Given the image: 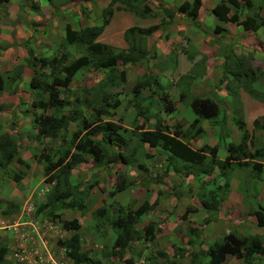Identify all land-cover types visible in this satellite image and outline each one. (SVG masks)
I'll return each mask as SVG.
<instances>
[{
  "label": "rangeland",
  "instance_id": "rangeland-1",
  "mask_svg": "<svg viewBox=\"0 0 264 264\" xmlns=\"http://www.w3.org/2000/svg\"><path fill=\"white\" fill-rule=\"evenodd\" d=\"M144 1L153 9L158 8L155 7L156 2L159 5L161 4L160 0ZM180 1L164 0L163 2L166 7H169L177 5ZM57 2L58 0H50V10L55 8ZM13 4L9 9L12 11L11 13L18 8L17 2H13ZM36 4L40 7L38 13H48L43 7L47 5L46 0H36ZM102 4L103 0H95L96 8L93 10L91 16V22L94 24L98 22L97 17L103 9ZM257 4H259L261 15L264 17V1L257 2ZM28 7L29 3L27 2ZM114 8L113 6L111 22L105 28L102 36L99 37L98 42L122 49L125 47L122 37H120L122 31L132 25L141 27L142 20ZM207 8L205 6L203 9L199 8L200 12L198 11V16L195 20L198 24L196 26L189 21L177 20L176 18L174 22L170 21L168 24L166 21L161 23L159 18L148 20L149 22L144 23L147 26L157 24L160 26L159 30H162L161 32H155V35L153 34L154 37L153 35L148 37L145 43L146 49H149V56L153 54L154 57L133 66L128 64L121 66L118 63V68L125 70V81L122 85L109 89V92L111 95L115 94L117 96L119 106L116 110L108 109V114L102 117V119H109L114 123L120 124L122 127L131 129L141 126L140 128L144 130H152L156 124L160 128L166 126L169 130H172L173 127L177 126L184 131V134L187 135L191 132L193 135V129L187 128V126L194 116L185 102L191 98H206L217 103L219 116L210 122L211 124L207 121L197 124L196 127H200L202 135H194L193 140H189L188 145L193 149L199 148L202 144L216 147L217 159L222 162L226 156V144L231 141L237 144L240 141V132L236 128L237 118L242 120L244 130L247 133V149L252 147L264 150V132L254 130L252 125V121L260 117L264 112V101H258L256 98L247 95L244 88L247 89L245 85L248 82L249 76L246 72H243L239 78V84L233 89L238 100L233 101L225 87V85L230 86L232 80L229 81L227 75H223L221 71L223 62L226 65L229 64L232 72L237 71V73H240V67L242 68L241 70L244 69L245 71L244 65L248 60L249 64L253 62L255 66L259 67H251L250 65L256 77L262 78L263 73L261 75V72L264 69V27H260L256 33L250 32L252 35L244 37L239 35V33L242 34L244 31L238 26L233 25L232 22L224 25L226 32H219L220 30L214 31L215 22H213L212 14L207 13ZM30 14L29 17L36 15L33 7L30 10ZM48 21L46 29L54 30V34L51 32L47 34L48 38H51L53 41L58 36L59 29H56L54 25L52 26L50 20ZM57 22L64 23L63 20L56 21V24H58ZM188 23L190 26H188ZM20 28L25 34L28 27ZM236 29H238L239 33ZM245 39V43L248 45L242 44ZM57 42L58 40H55L53 44L55 45ZM231 42L233 45H231ZM48 43L49 41H47ZM220 43H228L229 46L222 47ZM41 44L43 42L40 43V46ZM54 45L45 46L46 50L43 52L46 53L48 51L49 54L43 55H52L54 49L50 52L49 50L50 48H54ZM217 50L220 56L216 55ZM255 53L260 56L259 62L255 59ZM37 54L41 53L38 52ZM223 57H225V60ZM237 58H241L243 63L240 62L238 64ZM2 65L0 64V69L4 70L5 66L3 68ZM3 73L5 74V72ZM45 73H48V69H45ZM102 76L101 72L93 70L79 72L75 75L69 89L80 90L82 87L89 88ZM138 80H148V87L141 89L135 98H131L130 90ZM10 82H12L11 78L5 79L3 91L0 92L7 94L8 97ZM26 84L25 87L23 86L25 89L28 88ZM21 87L19 88L21 89ZM178 91H181L183 94L181 100H177ZM255 91L261 93L264 91V87H258ZM164 93L169 98L167 101L172 108L168 113L163 112L162 107L157 103V97L163 98L161 95ZM23 94V98L27 101L23 102L19 99L21 102L19 108L21 109L24 105L22 110L27 107V103H29V98L31 97V94L26 90H23ZM59 94L61 97H64L66 93L60 91ZM68 95H70V92H68ZM184 97L186 98L184 99ZM134 104H140V107L148 104L149 113L147 119L135 116L137 111L133 108ZM66 111V109H63L62 113H66ZM12 113H16L15 110ZM48 113L50 114V111ZM14 116L23 119L19 114L18 117L17 114ZM1 122L2 117L0 116V125ZM20 128L23 133L29 136L25 140H21L22 134L20 135L17 153L20 156V160L22 158L27 160L25 162L28 164V168L24 169L21 165L16 164V162L14 163L15 174L20 171L24 172V175L17 184L10 181V175L7 174V171L13 172L11 167H8L5 173L0 174V246H5L4 248L6 249L4 261L0 264H27L26 258L29 259L30 254L34 251L40 254L41 257H46L47 254H50L53 256V259L56 260L57 258L58 261L64 264H73L65 256V250L61 245L71 234V231H67L61 226V222L71 219H75L79 224L77 232L80 238L81 250L88 257L100 258L101 264H125L123 260H130V264H169V256L175 252L173 251L174 248H181L184 251L192 249V247L187 246L186 240L189 237L185 233L186 226L189 224L190 226L197 227L196 224L201 223L204 215L208 218L213 217V213L211 212L202 213L200 205L198 208L195 207L198 206V203L194 196L196 188L193 185L194 177H186L184 179L185 184L182 186L181 183L179 184V179L184 178L181 177L182 175L168 174L163 176L162 170H164V164L167 162L166 154L161 149H151L147 145H141L138 154H135L134 157L142 155L145 157L151 156L150 158L142 159L139 157L137 162L132 161L128 166L123 168L118 163L100 165V168L91 167L92 161L86 160V163H80L71 170L69 177L70 184L83 195L81 202L85 205L86 212L80 213L79 211L62 209L59 212V217L51 219L50 216L37 212L38 208L50 196L52 183L47 184L43 181L41 168L36 164L33 156L38 155L44 147L48 148L51 153L54 152L55 149L53 148L56 146V142L51 143L47 139L36 141L32 138V132L26 125H21ZM3 129L4 127L2 126L0 134ZM187 138L184 137L183 140ZM139 161H142L149 169L146 173L137 169L136 164ZM260 162L263 165V169L258 175L252 173L249 168H239V170H234L233 173H231L230 169L224 170L223 175L225 174L228 179L227 182H230V188L228 189L230 193L226 194V201L220 206L221 213L219 214V218L222 220L224 217L227 223L226 225H222V223L219 225L218 223L217 227H214L215 229L204 224L201 228L203 243L200 246L194 244V251L205 250L206 246L204 245L206 243L225 234L224 232L228 231V224L233 221L232 215L238 220L237 223L240 224L241 228L245 230L250 228L249 222H252L253 218L247 216V208L240 203V197L235 192V186L239 190L243 184L249 188L243 200L246 198V204L249 210H252L254 208V197L251 193L250 182L253 180L258 183L256 199L263 205L264 156ZM188 170L187 167L185 171L187 174L189 173ZM122 173L128 185L118 193L116 192V187L120 181L119 174ZM215 173L217 174L218 171L214 168L213 174ZM156 174L161 175L160 179H162V182L158 184L154 180ZM220 177L222 176L220 175ZM208 178L210 177L204 176V180ZM131 180L136 182L131 185ZM88 184H90L89 188ZM146 188L147 190H145ZM172 188L174 192L183 193L178 198V201H175L173 195L166 194L172 191ZM11 189L17 191L19 195H14ZM157 189L165 193L158 197L155 207L142 214L138 218L140 220L133 225V239L129 242V248L123 260L118 261L114 257L110 258L107 252L115 236V232L109 221L117 212H125L128 209L134 210L145 199L151 203L155 199V191ZM243 193L241 191V194ZM195 202L196 205H194ZM187 205H193L196 208L194 213L190 212L186 214L185 218L188 222L181 219L184 208ZM9 206V209L14 211V216L8 217V215L3 214V211L6 212V207ZM27 208H31V210L26 214ZM100 208L104 211L103 216H99L100 214H98ZM105 217L109 218V221H106ZM241 218L244 219L242 223ZM150 220L156 222L155 227L159 231H156L154 237L148 240V242L142 241V228ZM197 228L200 227L198 226ZM245 230L242 231L244 235L246 234ZM261 232L263 231L260 230L258 233L261 234ZM105 249L107 251L100 257V252ZM187 256V254H184L183 257L174 261V264H189ZM19 258L26 261L24 263L19 262ZM204 259H199L200 262L198 264H204ZM240 263L239 260L227 257L223 264ZM254 264H264V254L256 257Z\"/></svg>",
  "mask_w": 264,
  "mask_h": 264
},
{
  "label": "trees",
  "instance_id": "trees-1",
  "mask_svg": "<svg viewBox=\"0 0 264 264\" xmlns=\"http://www.w3.org/2000/svg\"><path fill=\"white\" fill-rule=\"evenodd\" d=\"M24 1L29 3L30 9L33 7L34 11L38 12L36 3H33L32 0ZM74 1L76 0H58L55 7H63V14L72 16L65 6ZM256 1L259 3L264 0H219L209 12L215 21L214 31L226 32L224 25L230 22L244 32L253 33L260 27H264V17L261 15V8ZM5 2L7 0H0V4ZM73 6L72 10L81 16V20L85 21L84 23L92 16L90 15L92 13L91 7H93V10L96 8L95 0H80ZM113 6L115 10L120 9L138 19L152 20L159 18L161 23L166 21L167 24L172 21L175 14H180L183 20L189 21L196 26L198 24L195 20L201 7V1L184 0L176 9L160 5L157 9H153L144 0H109L108 4L100 11L97 17L98 22L92 26L84 25L74 29L69 23L64 22L61 26L63 35L61 40L56 43V48L52 55H34L32 48H29L28 45L26 46L24 63L31 72L27 82L31 97L27 107L22 110L23 105L19 113L22 117L29 120L34 140L47 139L51 143L56 142V146L53 148L55 149L54 152L51 153L48 148L44 147L38 155L33 156L36 164L41 168L43 181L47 184L52 183L50 196L38 208L37 212L50 216L51 219L59 217V212L62 209L85 213V205L81 202L83 195L70 184L71 170L80 163H86V160L92 161L91 167L100 168V165L118 163L123 168L132 161L137 162L139 157L142 159L150 158L151 156L145 157L142 155L134 157L135 154H138L141 145H147L151 149H161L166 154L167 162L164 164V170H162L163 176L168 174L182 175L181 177L184 178L179 179V184L181 183L182 186L185 184L184 179L186 177H194L193 185L196 187L194 196L198 203V206L195 207L198 208L200 205L202 213L211 212L213 213L212 216L215 217L220 212V206L226 199L229 189L228 179L225 174L223 175L224 170L249 168L252 173L258 175L263 169L260 160L263 159L264 150L252 147L247 149V133L240 118H237L236 122V128L240 132V141L237 144L232 141L226 144V156L222 162L217 159L216 147L202 144L199 148H191L188 145L189 140H193L194 135H202L200 127H196V125L202 121L210 123L219 116L217 103L206 98H191L185 102L194 116L187 126V128L193 129V135L191 132L187 135L184 134V131L177 126L173 127L172 130H169L166 126L160 128L156 124L152 130H144L140 128L141 126L131 129L122 127L109 119L103 120L102 117L108 114V109L116 110L119 106L117 96L115 94L111 95L109 92V89L120 86L125 81V70L119 69L118 63L121 66L126 64L133 66L153 58V54L149 56V49H146L145 43L148 37L159 30L160 27L156 24L149 25L146 28H139L135 25L126 28L121 36L125 44L122 49L98 42L97 38L109 24ZM57 12L61 11L57 10ZM28 41L29 39L26 40V42ZM220 44H222V47L229 46L228 43ZM231 45H233L232 42ZM223 58L225 60V57ZM237 62L240 64L242 59H238ZM244 66L245 71L244 69L241 70L242 68L240 67V73H237V71L232 72L229 64L226 65L223 62L221 71L223 75H227L229 81L232 80L230 86L225 85L227 93L231 95L233 101H238L233 89L239 84V78L243 72H246L249 76L245 85L247 89L244 88L247 95L256 98L258 101H264V91L258 93L252 87L255 80L257 79L256 81H258L260 78H257L254 70L250 68L248 60ZM45 69H48L47 74ZM86 70L101 72L103 76L89 88L82 87L80 90L69 89L75 75ZM21 72V66H15L7 74H0V91L3 90L5 79L11 78L12 82H10V85H12L13 81L20 79ZM262 73H264V70ZM146 87H148V80L136 81L130 90L131 98H135L140 90ZM263 87L264 81L262 83ZM60 91L66 93L64 97L60 96ZM68 92H70V95H68ZM161 96L163 98L157 97V103L162 107L163 112L168 113L172 110L167 101L169 98H167L165 93ZM182 97V92L178 91L177 100H181ZM20 105L21 102L19 100L18 106ZM147 105H142L141 107L140 104L133 105L134 110L137 111L135 113L137 118H148L149 108ZM63 109L67 110L66 113H62ZM48 111H50V114ZM5 124L8 128H14L13 125H16V118L12 112ZM130 125L134 126L133 124ZM252 125L254 130L264 132V112L260 117L252 121ZM20 133L21 130L13 134L7 132H1L0 134V174L5 173L8 167L12 168L15 162L24 169L28 168V164L20 160L17 153ZM126 136L129 137L126 138ZM184 137L188 138L183 140ZM206 156L208 157L207 159ZM136 167L143 173L149 170L142 161H139ZM187 167L189 169L188 174L185 172ZM214 168L218 171L217 174H213ZM7 174L10 175V178L8 177L10 181L17 184L24 172L20 171L15 174L13 170L12 173L7 171ZM204 176L210 178L204 180ZM160 178L161 175L156 174L154 176L157 184L162 182ZM119 179V184L116 187V192L118 193L128 185L123 173L119 174ZM135 182L131 180L130 184L133 185ZM257 184L253 180L250 182L251 193L254 197V208L249 210L247 205V212L254 217L257 228H264V204L261 205L256 199L258 194ZM89 185L88 188L90 187ZM248 189L246 185L242 186L244 193ZM164 193L157 189L155 191V199L151 203L145 199L134 210L128 209L125 212H117L110 221L109 218H104L109 221L115 232L107 252L110 258L114 257L118 261L123 260L125 253L128 251L129 242L133 239V225L140 220L138 218L142 214L155 207L158 197ZM166 194L173 195L175 201H178V198L183 195L182 192H174L173 188L172 191ZM194 205H196V202ZM195 207L187 205L184 208L181 219L188 222L185 216L190 212L194 213ZM9 208L10 206L6 207V212L3 211L4 215L12 213ZM103 212V209L100 208L98 211L99 216H103ZM209 218L204 215L201 227L204 224H208ZM155 224L156 222L150 220L143 226L142 241L148 242L154 237L155 232L159 231ZM61 226L65 230L71 231L68 239L62 242L61 245L65 250V256L73 264H101L100 258L88 257L81 250L80 238L77 232L79 224L75 219L62 221ZM185 233L189 237L186 240L187 246L192 247V249L184 251L181 248H174L173 251L175 252L169 256V264H174V261L183 257L184 254L188 255L189 264H198L201 258H205L204 264H222L227 256L236 258L241 262L240 264H254L255 258L264 254L263 239L257 235L227 232L219 238L206 243L204 245L206 246L205 250L194 251V244L200 246L203 243L201 228L188 224L185 228ZM4 247L0 246V263L4 261L6 253ZM106 251V249L102 250L100 257ZM123 261L125 264H130V260Z\"/></svg>",
  "mask_w": 264,
  "mask_h": 264
},
{
  "label": "crops",
  "instance_id": "crops-1",
  "mask_svg": "<svg viewBox=\"0 0 264 264\" xmlns=\"http://www.w3.org/2000/svg\"><path fill=\"white\" fill-rule=\"evenodd\" d=\"M32 1L34 3H36V0H32ZM108 1L109 0H103V4H102L103 8L108 4ZM163 1L164 0H160V3H161L160 6L166 7V5ZM183 1L184 0H181L177 5L169 6V8L176 9L177 6ZM200 1H201V8L203 9L204 6L207 8V6H208L207 13H209L210 9L213 7V5L215 3H217L219 0H200ZM13 2L18 3V8L13 13H11L12 11H10L9 9L11 8V6L14 5ZM46 2H47V5L45 4L46 6H43V7L45 8V11H47L48 13L42 14V13H38V12L36 13L35 12L36 15L33 17H29L31 15L30 14L31 9H28L29 7L27 8V2L24 0H7V2L0 4V64H3L2 65L3 68L5 66L4 70L0 69V74L1 73L3 74V72H5V74H7L8 72H10L11 68H13L15 66H21V68H22V72L20 75L21 78L17 81L16 80L13 81L12 85H10L11 87L9 86V97L7 96V94H5L3 92L0 93V98H1L0 99V116L2 117L0 130H1V127L3 126L4 132H7V133L13 134L16 132H20L21 125H26V127H28L30 129V131L32 132V135H33V131L31 130V125L29 124V120L25 117H22L23 119L15 117L16 118V125H13L14 128H8L5 124V121L8 120V118L10 117V113L13 110H15V112H16L14 114L12 113L13 115L17 114V117H18V114H19L21 116V114L19 113L21 109L18 106L19 99L22 100L23 102L27 101L23 98V96H24L23 90H26L29 93V89L28 88L25 89L24 87H25V84L27 83L28 79L30 78L31 72L24 65V60L26 58V53H25L26 46L28 45L29 48H32V50L34 51V55H36L38 52L41 53L42 55L43 54H49L48 51L46 53L43 52L44 50H46L45 46L54 45L53 44L54 41L55 40L60 41L61 37L63 35L61 25H63L64 23L62 24V22H57L58 24H56V21L63 20L65 23H69L70 26L74 29H76L78 27H82L84 25H87V26L94 25V23L91 22V18H88V21L86 23H84L85 21L81 20V16H79L74 10H72L74 8L73 4L80 2V0H76L73 3L67 4L65 6V8L68 9V11L71 13L72 16H68L67 14H63V9H64L63 7H60V8L55 7V8H53V10H50V5H49L50 0H46ZM97 5H98V2H97ZM158 6H159V4L156 2L155 7H158ZM87 7H88V5H87ZM91 8H92V13L90 15L93 14V7H91ZM38 9H40L39 6H38ZM57 10H60L61 12H57ZM175 18L177 20L178 19L183 20L182 15H180V14H175L174 18L172 19V22L175 21ZM48 20H50L52 22V24H51L52 26L54 25L56 27V29H59V34L55 40L53 39V41L51 40V38H48V34H47L48 32L49 33L51 32L52 34H54V30L48 29V28L46 29V23H49ZM139 20H142V26L141 27L136 26V25L135 26L139 27V28H146L147 25H145L144 23L149 22V21L147 19H139ZM183 21H186V20H183ZM110 22L111 21H109V24H110ZM213 22H215V21L213 20ZM109 24L107 26H109ZM188 26H190L189 23H188ZM199 26L201 27L200 24H199ZM20 27H23V28L28 27L27 30L25 31V34L23 33V30ZM105 28L103 29V31L99 35V37H101L102 34L105 32ZM161 31L162 30H157L155 32H161ZM236 31L239 33L238 29H236ZM256 32H253V33H256ZM154 35H153V37H154ZM239 35L241 37H244V36L252 35V34H250V32H248V31H246V32H242V34L239 33ZM121 36H122V33H121L120 37ZM99 37L97 38V41H99L98 40ZM38 38H41V39H38ZM27 39H29L28 42H26ZM45 40H46V43H45ZM47 41H49L48 44H47ZM245 41H246V39L243 40L242 44L248 45L245 43ZM42 42H43V44H41V46H40V43H42ZM55 45H54V48H50L49 52L53 51V49L55 50V48H56ZM216 55L220 56L218 50H217ZM255 55H256L255 56L256 61L259 62V60H260L259 54L255 53ZM250 65H251V67L259 68V67L255 66V64L253 62H250ZM260 70H262V69H260ZM260 79L258 81H256L257 80L256 79L255 82L253 83L252 87L254 89H256L258 87H262V83L264 81V73L262 75V78H260ZM18 86L19 87L22 86L21 89ZM26 86H27V84H26ZM5 96H6V98H5ZM3 130H2V132H3ZM21 134H22L21 140H25L29 136L26 133H23L22 131H21L20 135ZM22 155H24V154H22ZM22 160L27 162V160H25V158H22ZM12 169L13 170L15 169L14 164L12 165ZM233 171L234 170H231V173H233ZM231 173H230V176H231ZM228 185L230 188V182L229 181H228ZM243 186H244V184H243ZM241 191H242V187L239 190V188H237V186H235V192L240 197V203L243 206L245 205L247 208V204H246V200H245L246 198L243 200V197H245V193L241 194ZM11 192L14 195H19L18 192L15 191L14 189H11ZM12 199H13V197H12ZM224 201H226V199H224ZM223 202H222V204H223ZM11 211H12V213L10 215H8V217L14 216L13 215L14 211L13 210H11ZM220 213H221V211L218 212L215 217L213 216V217L209 218L208 224H207L209 227L215 229L214 227H217L218 223H219V225H221V223H222V225H226L227 222H225L224 217L222 218V220H220V218H219ZM246 214H247V216L253 218L252 222H249V225H250L249 229L245 230V229L241 228L240 224L237 223L238 220L235 219V217L232 215L231 217H232L233 221L228 224V231H226L224 233L234 232L237 234H242V231L245 230L246 234H248V235L260 236L263 239L262 246H264V228H257L255 226L254 217L251 214H249L247 212V210H246ZM243 221H244V219L241 218V223ZM201 222H202V220H201ZM223 223H225V224H223ZM196 226L197 227L199 226L200 228H202L201 223L200 224L197 223ZM229 227H230V229H229ZM260 230L263 231V232H261V234L258 233ZM227 257H230L233 259V257H231V256H227ZM226 258H225V260H226ZM234 259L237 260L236 258H234Z\"/></svg>",
  "mask_w": 264,
  "mask_h": 264
},
{
  "label": "built area",
  "instance_id": "built-area-1",
  "mask_svg": "<svg viewBox=\"0 0 264 264\" xmlns=\"http://www.w3.org/2000/svg\"><path fill=\"white\" fill-rule=\"evenodd\" d=\"M31 208H27L26 210V214L28 212H30ZM15 256H17V254H15ZM19 262H23L27 260V264H64L61 261H58V259L56 258L53 259V256H51L50 254H47L46 257H41L40 254H38L37 252H32L29 256V259L26 258V260H22V258H19Z\"/></svg>",
  "mask_w": 264,
  "mask_h": 264
},
{
  "label": "clouds",
  "instance_id": "clouds-1",
  "mask_svg": "<svg viewBox=\"0 0 264 264\" xmlns=\"http://www.w3.org/2000/svg\"><path fill=\"white\" fill-rule=\"evenodd\" d=\"M63 31V30H62ZM5 257V256H4Z\"/></svg>",
  "mask_w": 264,
  "mask_h": 264
}]
</instances>
